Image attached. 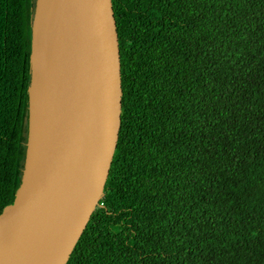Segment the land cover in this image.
<instances>
[{"label":"trees","instance_id":"16d2710c","mask_svg":"<svg viewBox=\"0 0 264 264\" xmlns=\"http://www.w3.org/2000/svg\"><path fill=\"white\" fill-rule=\"evenodd\" d=\"M34 0H0V212L20 185ZM121 115L66 264H264V0H112Z\"/></svg>","mask_w":264,"mask_h":264},{"label":"water","instance_id":"95a60500","mask_svg":"<svg viewBox=\"0 0 264 264\" xmlns=\"http://www.w3.org/2000/svg\"><path fill=\"white\" fill-rule=\"evenodd\" d=\"M112 0H34L20 185L0 264H66L103 197L121 115Z\"/></svg>","mask_w":264,"mask_h":264}]
</instances>
